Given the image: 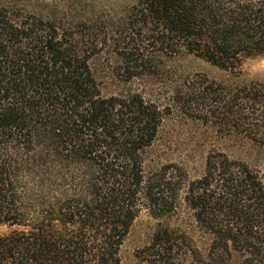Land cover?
Returning <instances> with one entry per match:
<instances>
[{"label":"trees","instance_id":"obj_1","mask_svg":"<svg viewBox=\"0 0 264 264\" xmlns=\"http://www.w3.org/2000/svg\"><path fill=\"white\" fill-rule=\"evenodd\" d=\"M30 2L0 0V264H120L142 211L158 227L141 264H264V173L210 152L197 179L176 165L145 176L162 111L104 97L90 67L108 43L125 82L204 61L229 79L185 78L181 109L264 148V83L239 80L264 59V0H129L115 17ZM184 213L204 247L169 226Z\"/></svg>","mask_w":264,"mask_h":264},{"label":"rangeland","instance_id":"obj_2","mask_svg":"<svg viewBox=\"0 0 264 264\" xmlns=\"http://www.w3.org/2000/svg\"><path fill=\"white\" fill-rule=\"evenodd\" d=\"M88 5L95 11L113 17L128 6L129 0H31L32 7L57 6L58 10H71L70 7ZM54 6V7H55ZM111 43L103 48L101 54L91 60L90 67L104 97L132 92L154 103L163 113V120L157 139L145 155L144 173L149 176L163 166L176 165L184 170L189 180L199 178L204 171L207 154L221 152L229 159L246 163L252 169L264 173V148L241 140L224 139L209 126H204L182 110L177 102V91L185 78L204 75L208 79L222 81L229 79L226 73L194 58L180 56L167 65V76L158 78L134 79L125 82L120 77V64L114 55ZM239 80L264 83V59L246 60L241 66ZM169 226L190 231L197 245L202 248L205 241L193 231L189 215L184 213L170 221ZM158 227L146 211H142L134 221L128 236L119 251L120 264H141L137 252L145 247ZM2 232H7L3 228Z\"/></svg>","mask_w":264,"mask_h":264}]
</instances>
